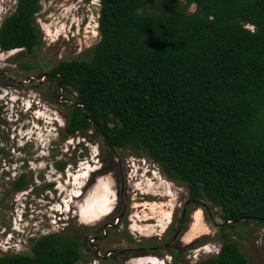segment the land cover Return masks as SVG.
Masks as SVG:
<instances>
[{
	"label": "trees",
	"instance_id": "trees-1",
	"mask_svg": "<svg viewBox=\"0 0 264 264\" xmlns=\"http://www.w3.org/2000/svg\"><path fill=\"white\" fill-rule=\"evenodd\" d=\"M98 1L91 58L44 74L57 96L75 93L64 134L94 132L110 150L146 158L186 186L185 216L166 246L175 247L189 213L209 203L224 221L222 244L195 264H249L226 231L264 225V0ZM41 10L42 0H16L0 26V50L43 46ZM30 242L29 254L0 252V264L82 258V243L64 232ZM181 257L178 249L172 264H184Z\"/></svg>",
	"mask_w": 264,
	"mask_h": 264
},
{
	"label": "rangeland",
	"instance_id": "rangeland-1",
	"mask_svg": "<svg viewBox=\"0 0 264 264\" xmlns=\"http://www.w3.org/2000/svg\"><path fill=\"white\" fill-rule=\"evenodd\" d=\"M15 6L16 0H0V26ZM99 11L98 0H42L43 46L32 53L0 50V252L29 254L31 238L64 232L82 243L77 264L148 257L172 264L178 249L184 264H195L220 251L224 221L217 210L209 203L192 210L175 247H168L186 186L146 158L110 150L94 132L64 134L75 93L57 96L56 82L44 74L62 61L91 58L100 41ZM226 232L249 264H264L263 224Z\"/></svg>",
	"mask_w": 264,
	"mask_h": 264
},
{
	"label": "bare ground",
	"instance_id": "bare-ground-1",
	"mask_svg": "<svg viewBox=\"0 0 264 264\" xmlns=\"http://www.w3.org/2000/svg\"><path fill=\"white\" fill-rule=\"evenodd\" d=\"M15 51H17V50H14V51H11V52H15ZM109 212H110V208H108L105 213H109ZM99 214H100V212L97 213V215H99ZM188 237H189V235H188ZM156 262L158 263V261L156 259L148 257V258H143V259H140V260H136V261H134V264H156Z\"/></svg>",
	"mask_w": 264,
	"mask_h": 264
},
{
	"label": "water",
	"instance_id": "water-1",
	"mask_svg": "<svg viewBox=\"0 0 264 264\" xmlns=\"http://www.w3.org/2000/svg\"><path fill=\"white\" fill-rule=\"evenodd\" d=\"M185 208H186V206H185ZM184 216H185V212H183V214H182V219H181V222H180V227L182 225V221H183Z\"/></svg>",
	"mask_w": 264,
	"mask_h": 264
},
{
	"label": "built area",
	"instance_id": "built-area-1",
	"mask_svg": "<svg viewBox=\"0 0 264 264\" xmlns=\"http://www.w3.org/2000/svg\"><path fill=\"white\" fill-rule=\"evenodd\" d=\"M108 256H110L111 255V253H109V254H107Z\"/></svg>",
	"mask_w": 264,
	"mask_h": 264
}]
</instances>
